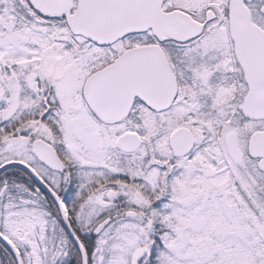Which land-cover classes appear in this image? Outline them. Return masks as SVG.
<instances>
[{"label":"snow or ice","instance_id":"6c2138e0","mask_svg":"<svg viewBox=\"0 0 264 264\" xmlns=\"http://www.w3.org/2000/svg\"><path fill=\"white\" fill-rule=\"evenodd\" d=\"M0 264H264V0H0Z\"/></svg>","mask_w":264,"mask_h":264}]
</instances>
